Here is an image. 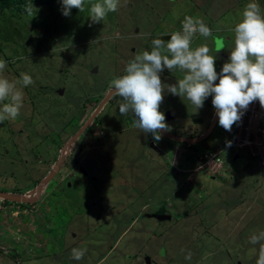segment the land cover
<instances>
[{
    "label": "rangeland",
    "instance_id": "rangeland-1",
    "mask_svg": "<svg viewBox=\"0 0 264 264\" xmlns=\"http://www.w3.org/2000/svg\"><path fill=\"white\" fill-rule=\"evenodd\" d=\"M27 1L32 17L18 8L0 12L3 76L25 72L34 80L23 89L20 115L0 124V191L32 200L0 196V264H255L258 245L249 237L264 231V158L226 154V166L214 172L179 173L171 160L192 163L196 148L205 152L232 131L217 120L200 142L184 146L165 133L156 142L133 127L131 114L121 116L110 88L135 54L151 51L153 39L181 30L185 15L202 17L213 37L224 38L217 53L213 37L197 36L192 45L209 46L219 73L251 0H121L101 23L88 17L97 0L67 17L61 0ZM257 2L264 9V0ZM182 75L165 69L161 79L174 84ZM211 99L195 112L165 93L159 110L172 129L166 133H207ZM57 161L58 172L38 194ZM161 212L172 218L149 215ZM73 248L86 249L81 260L71 258Z\"/></svg>",
    "mask_w": 264,
    "mask_h": 264
},
{
    "label": "clouds",
    "instance_id": "clouds-1",
    "mask_svg": "<svg viewBox=\"0 0 264 264\" xmlns=\"http://www.w3.org/2000/svg\"><path fill=\"white\" fill-rule=\"evenodd\" d=\"M120 6L121 0H97L91 3L88 17L92 23H101ZM73 8L84 12L85 0H62L64 16H69ZM25 11L32 17V4L26 6ZM240 15L241 19L232 29L234 45L219 73L215 68L217 57L210 54L212 50L207 44L192 47L197 36L213 37L212 28L199 16L185 15L181 30L162 34L170 39L155 38L151 41V51L135 54L126 63L124 74L110 82L113 94L120 97L121 116L131 114L133 127L151 134L154 141L159 142L163 133L172 130L165 114L159 110L165 93L187 100L195 112L203 108L211 96L218 125L228 132L239 125L252 103L258 101L264 108V9L257 0H251ZM213 40L216 53L225 49L223 37L215 36ZM6 69L7 61L0 59V124L20 115L23 89L34 84L32 76L25 72L9 80L3 76ZM165 69L182 73V78L174 84L164 83L161 75ZM231 145L232 141H226V147ZM249 242L258 245L255 264H264V231L252 234ZM85 253L84 248H73L70 255L79 261ZM191 257V251H187L185 260L190 261Z\"/></svg>",
    "mask_w": 264,
    "mask_h": 264
},
{
    "label": "built area",
    "instance_id": "built-area-1",
    "mask_svg": "<svg viewBox=\"0 0 264 264\" xmlns=\"http://www.w3.org/2000/svg\"><path fill=\"white\" fill-rule=\"evenodd\" d=\"M226 141H232L231 147H226ZM226 141L209 147L205 152L193 155L192 163H189L187 158L182 160L175 158L174 161L171 160L172 167L179 173L193 171L197 175L205 170L214 172L213 168L217 166L225 167L224 155L226 154L239 157L241 152H247L252 158H264V108H261L258 101L249 106L239 125L233 126ZM176 148L182 153L178 146ZM175 157H177L176 154ZM184 164L187 166L185 167Z\"/></svg>",
    "mask_w": 264,
    "mask_h": 264
},
{
    "label": "water",
    "instance_id": "water-1",
    "mask_svg": "<svg viewBox=\"0 0 264 264\" xmlns=\"http://www.w3.org/2000/svg\"><path fill=\"white\" fill-rule=\"evenodd\" d=\"M61 92H63V90L61 89L60 90ZM218 120V117L215 115L214 116V120H213V123H212V126L210 128V130L199 136V137H195V138H183V137H179V136H175V135H171V134H166V136L168 137H173L174 139L176 140H179L181 142H200L201 140H203L206 136H208L210 134V132L213 130L216 122ZM152 146H154V144L152 143ZM59 161L55 167V169L52 171V173H50L47 177H45L44 179H42L40 182H39V185L37 187V192L38 194L40 193V191L43 189V187L45 186V184L50 181L55 175L56 173L58 172V167H59ZM82 171L85 173V174H88V172L82 168ZM0 196L5 198V199H11L13 201H21V202H30L32 201L29 197H27L26 195H14V194H9V193H6V192H1L0 191ZM150 216H153V217H156L158 219H161V220H164V219H171L172 216L170 214H156V213H153V214H149Z\"/></svg>",
    "mask_w": 264,
    "mask_h": 264
},
{
    "label": "trees",
    "instance_id": "trees-1",
    "mask_svg": "<svg viewBox=\"0 0 264 264\" xmlns=\"http://www.w3.org/2000/svg\"><path fill=\"white\" fill-rule=\"evenodd\" d=\"M38 1L40 3H53L57 0H38ZM28 5H29V1H27V0H0V12H5V11H7L9 9H13V8L14 9L18 8L17 11L21 12V11L25 10L26 6H28ZM208 136H206L204 139H206ZM183 144H184V146L186 145L185 142ZM198 152H200V151L196 148L194 151V155L198 154ZM1 192H5V191H1ZM161 213H165V212H161Z\"/></svg>",
    "mask_w": 264,
    "mask_h": 264
},
{
    "label": "flooded vegetation",
    "instance_id": "flooded-vegetation-1",
    "mask_svg": "<svg viewBox=\"0 0 264 264\" xmlns=\"http://www.w3.org/2000/svg\"><path fill=\"white\" fill-rule=\"evenodd\" d=\"M156 149H158V148H156ZM57 162H58V161H57ZM55 164H56V163H55ZM55 164H54V165H55ZM85 175H87L88 177L90 176V174H85Z\"/></svg>",
    "mask_w": 264,
    "mask_h": 264
}]
</instances>
